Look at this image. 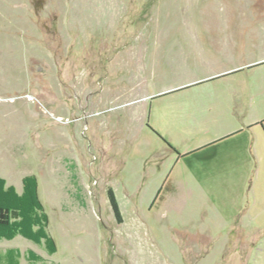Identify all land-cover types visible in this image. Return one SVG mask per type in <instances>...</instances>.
Here are the masks:
<instances>
[{
	"label": "rangeland",
	"instance_id": "obj_1",
	"mask_svg": "<svg viewBox=\"0 0 264 264\" xmlns=\"http://www.w3.org/2000/svg\"><path fill=\"white\" fill-rule=\"evenodd\" d=\"M30 175L57 253H0L264 264V0H0V177Z\"/></svg>",
	"mask_w": 264,
	"mask_h": 264
},
{
	"label": "trees",
	"instance_id": "obj_2",
	"mask_svg": "<svg viewBox=\"0 0 264 264\" xmlns=\"http://www.w3.org/2000/svg\"><path fill=\"white\" fill-rule=\"evenodd\" d=\"M166 143L177 152L168 142ZM163 188L158 191L154 202ZM108 198L117 223L122 224L121 208L111 188L108 190ZM48 226L49 218L39 196L38 178L34 175L24 177L23 192L19 194L14 186H8L7 181L0 177V241H12L17 237H22L44 247L46 252L52 256L57 252V244L48 232ZM20 258L18 250L9 249L0 253V264H20ZM43 261V258L34 251H28L29 264H40Z\"/></svg>",
	"mask_w": 264,
	"mask_h": 264
},
{
	"label": "crops",
	"instance_id": "obj_3",
	"mask_svg": "<svg viewBox=\"0 0 264 264\" xmlns=\"http://www.w3.org/2000/svg\"><path fill=\"white\" fill-rule=\"evenodd\" d=\"M231 71H233V69L232 70H227V71H225V72H231ZM225 72H223V73H225ZM214 76H209V77H207V78H205V79H209V78H213ZM198 81H200V80H197V81H194V82H192V83H190V84H193V83H196V82H198ZM190 84H187V86L188 85H190ZM188 88H193V87H188ZM199 126L197 125V124H195L193 127H191V129H190V131H192V132H196V133H199V135L200 136H207V135H209V133H211L212 131L211 130H209V129H207V128H203L201 131H199ZM197 129H198V131H197ZM201 132V133H200ZM235 134V133H234ZM233 135V134H232ZM227 136H226V134H224V135H222L221 136V138H217V139H224V138H226ZM217 141H220V140H209V142L207 143V145H212L213 143H215V142H217ZM169 148V147H168ZM170 149V148H169ZM171 150V149H170ZM24 178V177H23ZM5 179V178H4ZM6 180V179H5ZM7 181V180H6ZM7 184H8V186H14V185H9V183H8V181H7ZM15 187V186H14ZM15 189H16V191L19 193V194H21L22 192H23V179L20 181V184H18V186H16L15 187ZM28 241V240H27ZM31 242V241H30ZM56 242V241H55ZM33 243V242H32ZM34 244V243H33ZM57 244V243H56ZM42 247V246H41ZM9 249H16V250H18L19 252H20V255H21V258H20V264H22V262H21V259L22 258H24V260H25V262H26V264H29L28 263V251L29 250H32V251H34L37 255H39V256H41L42 258H43V260H44V257L42 256V255H40L39 253H37L35 250H33V249H31V248H27V250L24 252V254H22V252L20 251V249H18V248H7L4 252H6L7 250H9ZM57 250H58V246H57ZM57 253V252H56ZM55 253V254H56ZM54 254V255H55ZM54 255H52V256H54ZM45 263V261H43V263H40V264H44ZM51 264H56V263H51Z\"/></svg>",
	"mask_w": 264,
	"mask_h": 264
},
{
	"label": "water",
	"instance_id": "obj_4",
	"mask_svg": "<svg viewBox=\"0 0 264 264\" xmlns=\"http://www.w3.org/2000/svg\"><path fill=\"white\" fill-rule=\"evenodd\" d=\"M154 132V131H153ZM159 138L162 140L163 143H165L168 147L169 145L159 136ZM170 148V147H169ZM171 150H173L172 148H170ZM174 151V150H173ZM177 153V152H176Z\"/></svg>",
	"mask_w": 264,
	"mask_h": 264
}]
</instances>
